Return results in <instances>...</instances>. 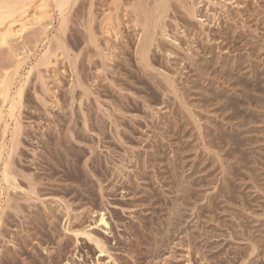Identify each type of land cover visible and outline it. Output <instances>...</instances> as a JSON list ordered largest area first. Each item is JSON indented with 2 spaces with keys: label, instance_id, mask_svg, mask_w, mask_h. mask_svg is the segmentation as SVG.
Instances as JSON below:
<instances>
[{
  "label": "rangeland",
  "instance_id": "374dc122",
  "mask_svg": "<svg viewBox=\"0 0 264 264\" xmlns=\"http://www.w3.org/2000/svg\"><path fill=\"white\" fill-rule=\"evenodd\" d=\"M55 3L0 0V264H264V0Z\"/></svg>",
  "mask_w": 264,
  "mask_h": 264
},
{
  "label": "bare ground",
  "instance_id": "6f19581e",
  "mask_svg": "<svg viewBox=\"0 0 264 264\" xmlns=\"http://www.w3.org/2000/svg\"><path fill=\"white\" fill-rule=\"evenodd\" d=\"M41 1H42V0H41ZM69 1H70V0H54V2H56V3H55V6L57 7V10H58L60 13L63 12V9L66 8V6L68 5ZM52 2H53V1H52ZM43 3H44V2H43ZM46 3H47V2H46ZM44 6H45V4L42 5V8H43ZM3 8H5V7H3ZM20 8H21V7H20ZM13 9H14V8H13ZM44 10H45V9H44ZM23 11H24V10H23ZM41 11H42V10H41ZM58 11H57V12H58ZM2 12H3V11H2ZM16 12H17V10H16ZM37 13H38V12H37ZM32 14H33V13H32ZM5 15H6V14H5ZM13 15H14V13H13ZM60 15H62V14H60ZM60 15H59V16H60ZM3 16H4V15H3ZM11 16H12V15H11ZM14 16H15V15H14ZM21 16H22V15H21ZM31 17H32V16H31ZM60 18H61V17H60ZM62 18H63V16H62ZM64 20H65V19H64ZM61 22H62V21H61ZM17 25H18V24H17ZM24 26H25V24L23 23V24L21 25L20 28L22 29ZM25 27H26V26H25ZM25 27H24V28H25ZM24 28H23V29H24ZM59 30H60V29H59ZM19 31H20V30H19ZM8 34H9V33H8ZM14 35H15V34H14ZM6 36H7V35H6ZM2 42H3V41H2ZM2 44H3V43H2ZM7 82H8V81H7ZM6 88H7V87H6ZM6 88H5V89H6ZM6 91H7V90H6ZM17 96L20 97V93H17ZM5 100H6V99H5ZM15 101H16V100H15ZM7 105H8V104H7ZM6 171H7V170H6ZM3 176H4L3 179H5V181H8V179H9L8 176H9V175H8L6 172L3 173ZM100 222H102V224H104V225L106 224L103 218L100 219ZM96 243H97V242H96Z\"/></svg>",
  "mask_w": 264,
  "mask_h": 264
}]
</instances>
